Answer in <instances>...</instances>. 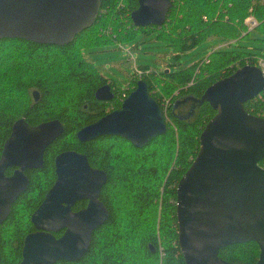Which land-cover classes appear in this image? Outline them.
I'll list each match as a JSON object with an SVG mask.
<instances>
[{
	"label": "trees",
	"instance_id": "1",
	"mask_svg": "<svg viewBox=\"0 0 264 264\" xmlns=\"http://www.w3.org/2000/svg\"><path fill=\"white\" fill-rule=\"evenodd\" d=\"M170 1L161 25L132 23L130 12L137 0H100L93 24L69 43L0 39V153L17 119L36 125L57 118L63 124L62 134L45 148L42 167L25 171L28 187L11 206L1 229L0 264H18L23 233L33 229L30 213L54 181L53 158L67 149L84 153L91 166L106 172L107 181L99 199L106 206L108 217L92 231L89 248L79 260L55 264H185L177 242L175 188L197 153L203 126L215 113L208 102L187 98L201 97L208 85L240 66L260 67L264 51L240 45L219 47L206 59L202 57L175 70L168 66L155 71L141 66L131 73L123 88L102 76L83 51L154 33L155 39L169 45L173 57L178 59L209 37L224 41L248 37L249 30L242 24L247 14L257 20L252 29L264 41V0ZM261 69L264 71V67ZM138 79L146 83L149 95L158 103L166 120L165 132L139 147L117 135L78 141L76 131L119 108ZM105 83L113 97L96 99L95 89ZM33 90L39 94L36 101ZM181 99L186 100L173 110L174 103ZM244 107L264 116V89L245 101ZM258 164L264 167V159ZM84 203L77 201L74 208ZM258 254L259 247L251 240L229 244L218 252L234 264L254 263Z\"/></svg>",
	"mask_w": 264,
	"mask_h": 264
},
{
	"label": "water",
	"instance_id": "2",
	"mask_svg": "<svg viewBox=\"0 0 264 264\" xmlns=\"http://www.w3.org/2000/svg\"><path fill=\"white\" fill-rule=\"evenodd\" d=\"M170 0H137L130 18L135 26L161 25ZM100 0H0V39L18 37L33 42L63 45L89 27L99 13ZM264 89V71L246 64L208 85L201 97L215 110L199 134V147L176 184L177 242L185 264H234L218 255L233 243L255 241L259 247L254 263L264 264V116L248 112L244 102ZM33 90V100L38 99ZM96 99L109 100L108 83L94 91ZM186 99L177 100L173 110ZM158 103L146 83L122 99L120 107L76 131L78 141L101 135H117L134 146L166 130ZM63 132L57 118L28 124L23 118L11 125L0 153V223L11 203L28 185L26 169L42 167L45 148ZM55 180L32 212L37 229L23 240L19 264H53L75 261L90 245L92 231L108 217L99 199L107 181L103 169L93 167L84 153L62 150L53 160ZM7 167H15L5 175ZM86 200L76 211L72 205ZM65 228L59 237L51 231Z\"/></svg>",
	"mask_w": 264,
	"mask_h": 264
},
{
	"label": "rangeland",
	"instance_id": "3",
	"mask_svg": "<svg viewBox=\"0 0 264 264\" xmlns=\"http://www.w3.org/2000/svg\"><path fill=\"white\" fill-rule=\"evenodd\" d=\"M252 1L257 2V0ZM258 1L263 2L262 0ZM248 16L253 17V15L247 14L242 22L247 30L248 23H246V18ZM261 37L262 35L252 28L246 38L224 41L218 37H209L193 49L182 53L178 59L173 57V52L169 45L155 39L154 33L147 35L138 34L135 38L124 42H109L83 52L85 58L92 63L102 76L115 81L119 88H123L131 73L141 66L146 65L149 69L155 71L165 69L168 66L175 70L185 67L202 57L206 59L212 50L219 47L229 49L240 45L263 52L264 41L259 40ZM256 47L261 49L256 50ZM261 65H264V63L260 62ZM261 67L263 68L264 66Z\"/></svg>",
	"mask_w": 264,
	"mask_h": 264
},
{
	"label": "flooded vegetation",
	"instance_id": "4",
	"mask_svg": "<svg viewBox=\"0 0 264 264\" xmlns=\"http://www.w3.org/2000/svg\"><path fill=\"white\" fill-rule=\"evenodd\" d=\"M190 106H192V104L190 105ZM111 111V110H110ZM107 112H109V111H107ZM52 143V142H51ZM50 143V144H51ZM47 148V147H46ZM45 151V150H44ZM43 154H44V152H43ZM43 157H44V155H43ZM53 160H54V158H53ZM42 165H43V162H42ZM53 167H54V165H53ZM15 167H7L5 170H4V174L5 175H11L12 174V171H13V169H14ZM8 169H10V172L8 173ZM36 169H40V168H36ZM36 169H33V170H36ZM54 169V168H53ZM26 170H31V169H26ZM26 170H24V174H25V171ZM54 171V170H53ZM26 175V174H25ZM54 175H55V172H54ZM26 177H27V175H26ZM55 177H56V175H55ZM55 177H54V180H55ZM28 178V177H27ZM54 182V181H53ZM27 187H28V185H27ZM27 189V188H26ZM25 189V190H26ZM24 190V191H25ZM24 191H22V192H20L19 194H18V196L15 198V200L11 203V205H10V207H9V212H8V214H7V216L2 220V222L0 223V236H1V229H2V226H3V223L6 221V219H7V217H8V215H9V213H10V210H11V206L15 203V201L17 200V198L20 196V194L21 193H23ZM46 193V192H45ZM45 195V194H44ZM44 198V197H43ZM42 198V199H43ZM42 201V200H41ZM41 201H40V203H41ZM78 201H81V200H78ZM82 201H84L85 203H84V206L86 205V200H82ZM77 202V201H76ZM75 202V203H76ZM39 203V204H40ZM74 203V204H75ZM38 204V205H39ZM74 204L72 205V210L73 211H76V210H78V209H81V208H83L84 206H82V207H80V208H78V209H75L74 208ZM37 205V206H38ZM37 206L32 210V212L37 208ZM32 212L30 213V216H31V214H32ZM29 220H30V217H29ZM30 223H31V226L33 227V229H31V230H29V231H26V232H24L23 233V236H22V243H21V248H20V259H19V261H18V264H19V262H20V260H21V251H22V246H23V240H24V237L28 234V233H30V232H33V231H35V230H37L35 227H34V225H33V223L30 221ZM96 229V228H95ZM64 230H65V228H62V229H60V230H58V231H51V233L54 235V237H59V236H61L62 235V233L64 232ZM89 248V247H88ZM87 251V250H86ZM85 254V253H84ZM83 254V255H84ZM82 255V256H83ZM81 256V257H82ZM80 257V258H81ZM79 258V259H80ZM79 259H77V260H79ZM77 260H75V261H77ZM57 261H68V260H64V259H61V260H57ZM57 261H55L53 264H55ZM75 261H70V262H75ZM69 262V261H68Z\"/></svg>",
	"mask_w": 264,
	"mask_h": 264
},
{
	"label": "built area",
	"instance_id": "5",
	"mask_svg": "<svg viewBox=\"0 0 264 264\" xmlns=\"http://www.w3.org/2000/svg\"><path fill=\"white\" fill-rule=\"evenodd\" d=\"M246 23H248V30H250L251 28H253L257 24V20L252 16H248L246 18ZM261 66H264V65H261Z\"/></svg>",
	"mask_w": 264,
	"mask_h": 264
}]
</instances>
